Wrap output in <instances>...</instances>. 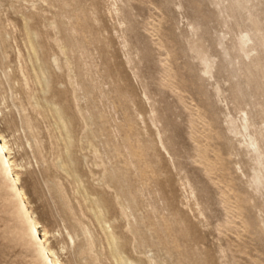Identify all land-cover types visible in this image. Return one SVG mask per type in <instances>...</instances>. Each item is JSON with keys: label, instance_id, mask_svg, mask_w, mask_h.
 Returning <instances> with one entry per match:
<instances>
[{"label": "rangeland", "instance_id": "374dc122", "mask_svg": "<svg viewBox=\"0 0 264 264\" xmlns=\"http://www.w3.org/2000/svg\"><path fill=\"white\" fill-rule=\"evenodd\" d=\"M79 3L95 19L99 40L87 43L78 37L77 46L68 50L60 49L55 41L59 39L62 45L56 28L59 21H66L57 3L0 0V100L5 106L0 129L19 164L20 184L39 223L49 232L62 226L60 201L49 184L53 180L63 201L89 229L99 263L116 264L101 226L86 208L79 183L59 167L64 159L62 132L35 78L42 57L38 52L36 60L23 17H32L31 29L38 32L31 36L32 42L44 46L49 60L57 58L61 70L54 69L64 74L59 87L66 88L72 104L76 103L75 158L82 182L97 184L103 168L110 165L103 143L107 136L99 131L100 115L116 141L115 124L127 111L136 120L143 142L156 147L157 156L151 161L161 182L134 181L137 214L157 224L161 217L169 219L180 251L168 256L148 242L139 245L127 230V255L143 261L150 258L156 264H264V188L256 192L249 186L253 168L244 152L237 149V139L225 128L228 115L237 124L247 117L250 132L264 127V0ZM245 34L250 41L241 45ZM201 58L210 67L207 74L202 71ZM113 65L135 105L126 107L118 101L107 73V67ZM84 85H89L92 107L84 98ZM13 103L31 120L40 154L27 146L23 132L16 131ZM168 203L186 220L187 238L172 220ZM15 212L14 198L0 173V264H39L34 246L19 234L23 223ZM117 223L127 228L126 219ZM143 236L149 239L153 234L144 230ZM49 240L63 264L79 263L60 251L63 238Z\"/></svg>", "mask_w": 264, "mask_h": 264}, {"label": "bare ground", "instance_id": "6f19581e", "mask_svg": "<svg viewBox=\"0 0 264 264\" xmlns=\"http://www.w3.org/2000/svg\"><path fill=\"white\" fill-rule=\"evenodd\" d=\"M49 1L53 3H57L59 6L60 15H63L66 18V21H59L58 27L56 28L57 34L60 35L59 36L60 40L63 41L62 45H60L59 39L55 40L60 49H64V48L68 50L74 49L77 46L78 37L81 39V41L87 43L89 42L90 39L99 40L93 26L95 19L91 17L90 12L87 13L81 8L79 0H49ZM92 2L94 3V1ZM90 5L92 6V3H90ZM237 5L240 6L238 1H237ZM91 8H95V7H91ZM113 11L114 12L117 11V8H113ZM112 14L114 15V13ZM115 14L118 15L117 13ZM23 19H24L25 30L27 31L26 35L28 37V42L30 44V47L33 53L35 54V56L39 52L41 53V57H42L41 64L40 63L38 64L37 69L35 71V78L39 82L46 103L52 110V113L55 116L57 123L60 126L62 132L61 140L63 146L62 152H64V159L59 167L60 168L63 167L65 173L71 176L74 179V181L79 183L81 187L80 190L83 192V198L87 202L86 208L94 215L98 225L101 226L104 233V239L109 248L112 259L116 262V264H156L150 258H147L146 260L143 261L141 258H131L127 255V244H128V239L126 236L128 235L126 234L127 230L132 233L130 235H133L135 237L137 244L139 245H143L144 243L148 242L150 246L156 247L157 249L158 248L161 249L168 256H170L171 253L173 252L179 253L180 245L175 237L176 235L173 234L174 231L173 232L171 231V225L169 219L165 217H161V220H159V224H157L152 220L145 218V216L141 217L137 214L138 188L134 181L138 180L148 183L154 181L160 183L161 178L156 174L151 161V158L157 156L156 147L153 144H148L143 142V140L140 138V134H139L140 129H138L139 126L137 127L136 120L127 111H124L122 119L115 124L116 132L118 136V140L116 141L113 139L112 136L113 133L109 132V130L105 127L104 117L101 115L99 116L101 120L99 131L100 133L105 134L107 136V139L103 143L110 165L108 167L103 168L102 177L101 179H99L97 184L86 185L84 182H82V178H81L82 176L80 174V170L78 167V161L75 158V149L77 147V144L74 134L75 132H77V128H78L77 127L78 122L76 121L79 119V118L77 119L78 114H76V109L74 108L76 103L73 101L74 104H72V98L69 97L68 94L69 91L66 88L59 87V82L63 78L64 74L61 73V71L56 72V70H61V67L58 65L57 58H53L52 60H49L46 51L44 49V46L32 42L31 36L38 35V32L31 29L30 22L32 17H23ZM93 32L95 36H92ZM226 37L224 39H226ZM248 41H250V37L247 34H245L243 37L240 38L241 45H246ZM191 48L192 47H190V49ZM224 53L226 52L224 51ZM106 55L108 57V54ZM246 57L248 56L246 55ZM36 60H38L37 56H36ZM201 62L204 66V69L202 70L203 73L204 74L209 73L210 67L208 65L207 60L201 58ZM224 66L226 67V65ZM54 67L56 68V70L54 69ZM107 73L112 78L113 91L118 101L120 103H123L126 107L135 105L136 101L132 96V94L128 92L125 84L122 82L119 69L115 65L111 67L109 66L107 67ZM69 76L70 75L68 74V77ZM74 85L75 84L73 83V86ZM88 86L84 85V98L88 102V105L92 107L91 92ZM216 92H218V90ZM12 106L15 108L17 113V116L15 115L14 117V122L15 124L17 123L18 125L16 131L23 132L27 146L29 148H32V151L35 152L36 154H40L41 150L40 147L38 146L39 141L37 143L36 138L32 134V131L34 129L32 127L31 120L25 115L23 108L20 109L14 103L12 104ZM89 106H87V108H89ZM4 108H5L4 102H1L0 100V115L2 116H5ZM241 114L242 113H240V115ZM226 123H227V127L225 128H227L229 133L234 138L237 139V143H238L237 149H241L244 152V154L248 157V160L250 162V169L253 168V171H250L251 174L250 175L248 174L249 175L248 183L249 186L253 187V189L256 190L257 192V190L264 188V127L258 129L257 131L250 132L251 125L248 122L247 117H244L242 119V122L240 124H237L236 120L230 117V115H228V119ZM1 132L2 131L0 129V173L7 183V187L10 195L13 196L14 198V206L16 209L15 213L19 215L23 223V228L19 231V234L23 240L34 246L39 264H63L59 258L57 251H55L50 245L49 239L51 237L63 238L59 248L60 251L62 253H67L72 258L74 257L75 259H77L79 261L78 264H100L97 257L94 254L95 252L94 241L92 239L89 229H87V227L83 224V222L77 217V214L75 213L74 209L63 201L61 190L57 188V185L53 180H50L49 184L54 189L55 195L59 199L58 201H60L59 213L61 216L62 226L56 231L49 232L44 226H42L39 223L35 214L30 209L28 196L20 184V179L18 174L19 164L16 163L15 159L13 158L8 141ZM50 144L52 145V143ZM162 148L165 149L163 145ZM229 151H231V149ZM35 162L37 165L40 163L39 160H36ZM242 174L245 173L242 172ZM189 195L195 199L194 192L191 188H189ZM168 205L170 206V214L172 220H174L178 224L182 236L187 238L189 232H188V225L186 223V220L182 216H180L178 211L174 209L170 205V203H168ZM198 215L200 214L198 213ZM130 217H132V220H130ZM119 219L127 220V228L117 223ZM144 230L152 233L153 237L146 239L143 236Z\"/></svg>", "mask_w": 264, "mask_h": 264}]
</instances>
